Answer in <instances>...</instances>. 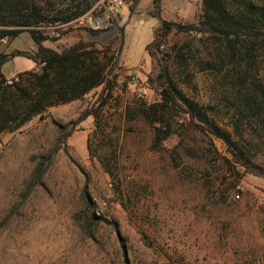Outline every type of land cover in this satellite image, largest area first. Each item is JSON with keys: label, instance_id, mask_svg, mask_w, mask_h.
Returning <instances> with one entry per match:
<instances>
[{"label": "rangeland", "instance_id": "obj_1", "mask_svg": "<svg viewBox=\"0 0 264 264\" xmlns=\"http://www.w3.org/2000/svg\"><path fill=\"white\" fill-rule=\"evenodd\" d=\"M90 1L87 12L97 2ZM183 1L182 12L161 18L193 30L170 32L160 50L187 46L191 58L181 67L187 76L170 60L171 74L187 95L215 107L213 117L228 127L227 110L209 93L214 76L194 66L212 52L198 31L201 0ZM132 3L126 0L125 14L106 32L79 27L76 19L58 37L50 30L58 23L32 28L58 51L85 41L80 32L88 31L113 58L112 88L100 86L0 135V264H264V179L225 164L222 142L191 131L182 114H173L167 140L152 148L153 125L134 102H159L147 83L157 65L135 44L138 3L131 11ZM124 54L137 65L127 66ZM94 110L97 122L92 116L78 122ZM60 131L68 135L64 143ZM47 155L45 172L28 193L26 183ZM108 161H117L112 177L103 166ZM84 186L99 219L88 234L75 220Z\"/></svg>", "mask_w": 264, "mask_h": 264}, {"label": "trees", "instance_id": "obj_2", "mask_svg": "<svg viewBox=\"0 0 264 264\" xmlns=\"http://www.w3.org/2000/svg\"><path fill=\"white\" fill-rule=\"evenodd\" d=\"M161 1L153 0L149 14L158 20V26L153 29L152 41L145 47V52L157 65L156 74L148 76L147 83L159 96V102L150 105L134 102L139 115L153 125L152 148L157 150L167 140L173 114H182L187 117L191 131L222 142L229 157L223 159L225 164L264 179V81L261 77L264 0H201L198 31L207 35L212 52L208 59H195L194 66L199 72H210L214 76L209 93L217 101L216 106L227 110L230 130L213 117L215 107L201 105L187 95L181 81L171 74L170 60L180 67V75L187 76V69L181 67H188L186 62L191 55L184 52L185 45L182 48L176 45L165 54L160 50L163 41L172 31L189 32L193 27L163 20ZM138 2L133 0L131 11ZM92 4L90 0H0V40H11L27 31L40 44L46 37L32 28L69 23L84 15ZM96 44L81 40L62 51L39 45L36 52L9 54H5L0 45V135L18 130L51 107L81 100L100 86L110 90L112 82L108 75L113 58ZM15 56H25L38 66L44 65L18 74V83L6 85L1 69ZM88 116L97 122L99 111L84 112L78 122ZM67 136L60 131L59 142L64 143ZM46 160L49 155L41 157L36 164L26 183L28 193L39 184ZM116 164L117 161L103 163L111 177V169ZM81 204L82 211L75 220L88 234L99 219L93 213L94 203L86 186L81 193Z\"/></svg>", "mask_w": 264, "mask_h": 264}, {"label": "crops", "instance_id": "obj_3", "mask_svg": "<svg viewBox=\"0 0 264 264\" xmlns=\"http://www.w3.org/2000/svg\"><path fill=\"white\" fill-rule=\"evenodd\" d=\"M185 3L186 1L183 0H163L160 5L161 17L163 18L165 15L172 17L176 15V13L182 12L185 7ZM152 6L153 0H139L134 14V16H137L136 22L140 34L138 35L135 44L137 47H140L144 53H146V45H148L153 39V29L158 26V20L149 14ZM125 12L126 9L124 8L122 10V16L125 14ZM80 34L86 40H91L92 38L88 31L82 30ZM140 36H142V38H139ZM39 45L44 48L58 51L55 47V43L50 39L46 38L44 41L38 44L33 40L29 32H22L16 38L11 39L8 42L3 41L1 48L5 54H9L12 51L36 52ZM123 60L127 66L135 67L137 65L129 64L130 58H128V56L125 54L123 56ZM37 67L38 65L33 60L25 56H15L2 66L1 72L5 78H11L14 75L35 70Z\"/></svg>", "mask_w": 264, "mask_h": 264}, {"label": "built area", "instance_id": "obj_4", "mask_svg": "<svg viewBox=\"0 0 264 264\" xmlns=\"http://www.w3.org/2000/svg\"><path fill=\"white\" fill-rule=\"evenodd\" d=\"M126 7V0H97L94 9L90 10L83 16L77 18L74 21L79 27L86 28L93 32L103 31L106 32L111 26L122 16V10ZM56 24L51 27V33L58 37V29L65 26ZM44 29V28H41ZM1 42L4 39L0 40ZM44 64H41L36 69H40ZM20 80L18 75H14L11 78H6V85H13ZM133 81V79H132Z\"/></svg>", "mask_w": 264, "mask_h": 264}]
</instances>
